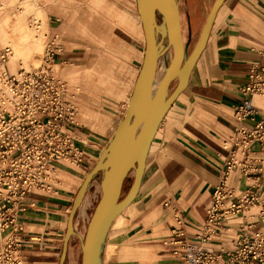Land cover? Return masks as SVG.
Wrapping results in <instances>:
<instances>
[{
	"label": "crops",
	"instance_id": "0c3cea01",
	"mask_svg": "<svg viewBox=\"0 0 264 264\" xmlns=\"http://www.w3.org/2000/svg\"><path fill=\"white\" fill-rule=\"evenodd\" d=\"M33 1L37 3L43 18V41L55 39L59 48L53 72L67 83L68 97L74 100L78 89L69 85L71 69L66 67V58H62L68 50L66 27L61 24L63 15L57 11L55 0ZM213 2L175 0L182 34L185 23L194 39L191 49ZM263 16L264 0H223L185 87L168 107L150 143L138 192L128 206L135 202L133 207L139 217L136 234L146 244L148 258L153 264L166 259L161 240L168 235L175 213L182 216V228L188 237H193L202 229L206 209L224 166L226 150L223 143L234 133V106L243 98L241 87L247 81L248 72L260 62ZM135 79L136 76L127 83L130 89L125 109ZM172 89L170 86L168 92ZM249 100L256 113L254 120L247 119L245 123L252 126L257 119L264 118V96L253 95ZM79 108L80 122L82 119L85 122L92 119L91 126L86 123L70 126V132L86 152L82 165L73 166L62 160L50 162L56 170L57 182L48 191L30 193L26 197L25 209L17 212L15 222L0 233V248L14 234L12 227H19L18 233L25 238L30 235L40 238L38 241L27 240L22 250L21 264H59L74 195L116 128L111 120L99 123L97 111L90 108L89 103H82ZM98 125L102 129L100 138L93 135ZM104 139L106 141L102 145ZM236 177L237 173L231 178V183L242 187V176L240 179ZM76 214L73 226L76 224ZM120 222L119 216L116 217L112 229ZM227 244L226 240H220L213 241L211 246L224 248ZM68 248L64 264L68 259ZM121 251L125 250L121 248Z\"/></svg>",
	"mask_w": 264,
	"mask_h": 264
},
{
	"label": "built area",
	"instance_id": "2783aa9c",
	"mask_svg": "<svg viewBox=\"0 0 264 264\" xmlns=\"http://www.w3.org/2000/svg\"><path fill=\"white\" fill-rule=\"evenodd\" d=\"M58 51L55 39H48L37 65L10 71L11 47L0 49V233L25 209L30 193L48 191L57 182L50 162L79 166L86 156L70 132L78 124L79 109L66 97L67 84L53 72ZM259 54V64L241 87L243 98L234 106V133L223 143L224 166L201 231L188 237L182 216L175 213L162 241L182 264H264V118L252 126L245 123L256 113L249 97L264 96V16ZM236 173L242 187L231 183ZM12 229L0 248V264H21L27 240H40ZM220 240L227 246H211Z\"/></svg>",
	"mask_w": 264,
	"mask_h": 264
},
{
	"label": "rangeland",
	"instance_id": "374dc122",
	"mask_svg": "<svg viewBox=\"0 0 264 264\" xmlns=\"http://www.w3.org/2000/svg\"><path fill=\"white\" fill-rule=\"evenodd\" d=\"M56 1L57 11L63 15L61 24L66 27L68 50L62 58H66V67L71 69L70 78L72 79L68 83L73 86V89H78L74 99L76 102L71 100L68 94L66 97L79 109L77 121L91 126L92 119L89 122L82 119L80 122L79 106L87 102L90 108L97 111L96 118L99 123L111 120L115 128L125 111L127 93L130 89L127 83L137 76L144 51L145 43L136 2L135 0ZM35 4L37 5L33 0H0V17L5 19L0 26L2 33L0 49L3 45H8L12 51L14 46H18L21 53L20 58L13 64L9 56L7 67L10 71H16L19 67L33 66L34 60H37L38 64L41 59L44 45L41 32L43 18L40 12L38 14L33 11ZM18 21L23 24L24 34L22 35H25L23 41L20 38L21 31L15 27ZM183 24L185 30L183 39L187 46V55L194 39L188 33L185 23ZM156 43L158 56L155 78L158 81L172 55L165 23L160 14L156 16ZM91 66L93 68L90 71ZM175 83L176 81L171 84V89ZM99 112H101L100 116ZM99 129L101 128L98 125L96 131L98 130L99 133L95 131L93 135L100 138L102 129ZM105 141L104 139L102 145ZM98 152L99 148L95 150V156ZM101 177L102 170L91 180L82 204L77 209L78 215L75 213L77 215L76 224L73 226L75 233L69 241L68 259L65 264H80L81 243L87 222L101 193ZM132 179L133 171H130L122 185V196L127 192ZM133 203L116 216H119L121 222L115 229H112L115 219L109 226L103 239L100 264H151L146 244L136 234L139 228V217ZM163 239L161 244L164 247L166 259L155 263L182 264L172 254L170 247L162 242ZM121 248L125 251H121Z\"/></svg>",
	"mask_w": 264,
	"mask_h": 264
},
{
	"label": "water",
	"instance_id": "95a60500",
	"mask_svg": "<svg viewBox=\"0 0 264 264\" xmlns=\"http://www.w3.org/2000/svg\"><path fill=\"white\" fill-rule=\"evenodd\" d=\"M135 2L145 43L142 62L122 119L74 195L67 216L59 264H64L69 239L75 233L73 228L75 213L93 176L102 170L101 193L87 222L81 243L80 259V264L99 263L107 230L119 212L135 198L142 180L150 143L168 107L185 87L190 70L205 46L216 11L223 0H214L200 35L187 55L175 0H135ZM157 14H160L164 20L172 55L162 76L155 84L158 56ZM174 81H176L174 88L168 92ZM130 171H133V179L127 192L122 196V185Z\"/></svg>",
	"mask_w": 264,
	"mask_h": 264
},
{
	"label": "bare ground",
	"instance_id": "6f19581e",
	"mask_svg": "<svg viewBox=\"0 0 264 264\" xmlns=\"http://www.w3.org/2000/svg\"><path fill=\"white\" fill-rule=\"evenodd\" d=\"M32 1V0H31ZM25 5H28L27 3H25ZM34 7V6H33ZM35 13H38L39 14V9H38V6L35 4V8H34V10H33ZM5 18V17H4ZM5 20V19H4ZM4 20H3V18L2 17H0V26H2L3 25V22H4ZM15 27L16 28H18V30H20L21 32H20V34H21V36H20V38H21V41H23L24 40V38H25V35H22V33L24 34V32H23V24H22V22L21 21H18V22H16V24H15ZM2 33H1V29H0V35H1ZM2 37H4L3 35H2ZM20 50H19V48H18V46H14V48H13V50L11 51V54H10V61H11V63L13 64V63H15L19 58H20ZM36 54V53H35ZM34 54V55H35ZM34 65H37V60H34V63H33ZM157 83V80H156V78H155V84ZM154 84V85H155Z\"/></svg>",
	"mask_w": 264,
	"mask_h": 264
},
{
	"label": "trees",
	"instance_id": "16d2710c",
	"mask_svg": "<svg viewBox=\"0 0 264 264\" xmlns=\"http://www.w3.org/2000/svg\"><path fill=\"white\" fill-rule=\"evenodd\" d=\"M89 170H90V169H89ZM97 174H98V173H97ZM95 175H96V174H95ZM95 175H94V176H95ZM94 176H93V178H94ZM126 177H127V176H126ZM126 177H125V178H126ZM93 178H92V179H93ZM98 264H100V257H99V263H98Z\"/></svg>",
	"mask_w": 264,
	"mask_h": 264
}]
</instances>
